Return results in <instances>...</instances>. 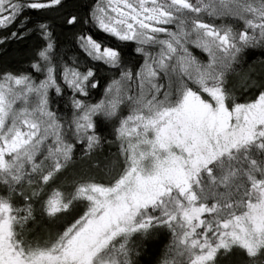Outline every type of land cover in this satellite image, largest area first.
Returning <instances> with one entry per match:
<instances>
[{"label":"snow or ice","instance_id":"1","mask_svg":"<svg viewBox=\"0 0 264 264\" xmlns=\"http://www.w3.org/2000/svg\"><path fill=\"white\" fill-rule=\"evenodd\" d=\"M0 264H264V0H0Z\"/></svg>","mask_w":264,"mask_h":264}]
</instances>
